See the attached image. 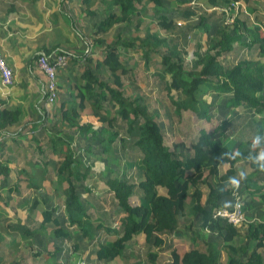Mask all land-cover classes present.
<instances>
[{"label":"trees","instance_id":"trees-1","mask_svg":"<svg viewBox=\"0 0 264 264\" xmlns=\"http://www.w3.org/2000/svg\"><path fill=\"white\" fill-rule=\"evenodd\" d=\"M151 1L155 8L154 19L146 23L143 19L148 9L145 3ZM208 1L213 5L217 2ZM226 1L241 2L249 11L243 10L234 16L231 24L218 27L209 45L202 51L194 50L191 55L187 46L192 28L175 32L180 28L167 15L169 9L163 0H110L108 6L112 8L92 33L93 43L103 44V55L94 58L86 51L73 56L83 62L78 75L72 78L70 98L59 105L51 125L56 130H50L47 143L57 154L50 160L55 164L57 185L65 197L69 224L92 238L99 227L115 236L110 242L98 240L93 264H106L121 255L127 258L135 255L139 259L135 264H264V215L233 224L215 213L232 202L233 185L229 178L236 174L237 160H247L251 171L261 177L264 175V170L254 162L259 151L251 147L252 142L233 149L221 141L216 132L221 131L223 122L214 124L208 112L210 104L205 95L208 88H214L218 94L230 92L228 105L247 104L260 113L264 121V0ZM179 13L187 17L195 15L190 8ZM118 23L132 25L128 38H122L121 33L113 35ZM154 25L171 34L160 36ZM134 51L142 55L137 62L143 60L145 65L153 67L154 74L164 79L168 106L172 104L177 115L181 109L190 107L198 117L204 118V126L191 143L190 152L184 150L182 142L178 150L166 143L159 112L149 108L137 84L133 65L125 58L127 52ZM127 74L135 76L134 80L126 82L123 77ZM87 106L98 126L92 121L79 122L80 112ZM19 118L18 109H0V130ZM75 133L101 142V151L107 157L112 153V161L104 158L106 188L101 199L102 205H110L112 214L118 216L116 223L109 224L100 216L96 221V211L100 210L91 201V197H95L93 188L76 186L87 177L90 165L82 167V156L73 149ZM258 135L264 147L261 123H258ZM126 139L131 140L139 156L133 154L125 162V170L116 172L119 160L115 151L120 147L115 143L123 148ZM6 168L8 166L3 165L4 172ZM250 182L251 174L241 180L240 184L244 185H240L241 189ZM190 189L194 216L213 238L202 239L199 245L179 254L170 243L164 244L163 235L173 232L180 224ZM246 204L244 197V212ZM46 221L53 222V236L71 235L50 210L44 211L43 222ZM139 234L143 242L138 253L126 243L133 244ZM241 237L245 240L243 244L238 243ZM250 243L253 246L250 247ZM167 250L168 256L164 253Z\"/></svg>","mask_w":264,"mask_h":264},{"label":"crops","instance_id":"crops-1","mask_svg":"<svg viewBox=\"0 0 264 264\" xmlns=\"http://www.w3.org/2000/svg\"><path fill=\"white\" fill-rule=\"evenodd\" d=\"M108 1L110 0H0V52L13 70L12 82L9 85H3L0 76V109H18L20 112L18 121L0 130V264H75L79 258L93 264L96 261L95 250L98 240L110 242L115 237L114 234L105 232L103 227H99L92 238L83 235L69 224L66 219L65 197L61 187L58 188L57 185L55 164L50 160L55 159L57 154L47 143L50 130H56V127L53 128L51 125L59 112V105L63 100L70 98V88H73L74 83L72 78L78 75L83 62L75 60L73 56L88 51L92 57L98 58L104 53L103 44L98 46L93 43L92 33L107 11L112 8L108 6ZM187 2L188 0H163L164 6L168 9L173 7L169 5L170 3L183 7L182 5ZM145 4L148 9L143 14V19L148 23L154 19L155 8L153 1ZM119 24L122 23L115 26ZM40 52L49 55L66 52L71 55L68 66L58 70V98L51 104L45 100L47 76L36 61ZM125 58L128 60L127 63L133 65L134 75L137 73L142 75L146 70L152 76L161 77L154 74L153 67L145 65L143 60L137 62L142 58L141 53L127 52ZM159 81L164 90V79L161 78ZM148 85L149 89L146 92H142L141 88V94L146 97L145 99L149 97L148 92L154 88ZM164 95L167 99L164 107L168 108L170 101L166 93ZM229 95V91L218 94L214 88H208L205 95L206 101L210 104L208 112L212 113L214 124L221 121L232 126L233 130L229 134L219 136L221 141L233 149L246 147L258 135V123L264 126V121L261 119L262 115L247 104L228 105ZM216 112L219 116L215 114ZM198 119L202 120L203 127L204 118ZM78 120L80 123L92 121L94 126H98V121L89 106L80 112ZM162 128L166 139L183 135L179 142L185 145L184 150L187 152L191 151V143L200 129L198 128L191 137L189 135L191 128L180 130L171 124L162 125ZM79 136L84 138L82 134ZM77 137L78 134L75 133L73 148L79 147L75 142ZM255 147L259 153L264 150L261 139ZM103 154L99 155L102 160ZM47 159L50 161L46 163ZM3 165L8 166L5 172ZM95 168L98 172L105 170L102 161L96 164ZM235 168L234 177L240 180V183L242 180L240 173H243L244 177L251 174L252 182L242 188L243 197L245 201L247 200L245 218L259 219L264 215V175L261 177L259 173L251 171L248 161L243 159L235 162ZM63 184L66 185V182ZM89 186L95 192L93 194L95 197L92 196L91 201L100 210L96 211L95 220L98 221L100 216L104 221L105 218H109V221H106L109 224L116 223L118 216L112 214L111 206L102 205L105 180L101 178L89 183ZM188 193L184 209L186 217L191 218V226L187 225L183 229L184 217L180 219V226L178 225L176 230L163 235L164 244L167 246L174 243L172 247L176 250L181 247L182 241H188L191 247L199 245L202 239L206 240L202 232L211 235L210 231L199 225L198 218L194 216L191 189ZM89 208L92 209L91 206ZM46 210H50L61 225L70 230L71 235L53 236L51 233L53 222H43ZM194 219L196 220L193 221ZM193 230L201 233L200 236L193 233ZM190 231L192 235L189 234ZM238 240L241 244L245 242L244 237ZM142 242L143 236L139 234L134 238L133 244L126 245L135 248L139 253ZM74 244H77V247ZM164 253L168 256L169 252L167 250ZM223 255L224 259L227 258L225 253ZM138 260L135 255L129 258L121 255L105 263L135 264Z\"/></svg>","mask_w":264,"mask_h":264},{"label":"rangeland","instance_id":"rangeland-1","mask_svg":"<svg viewBox=\"0 0 264 264\" xmlns=\"http://www.w3.org/2000/svg\"><path fill=\"white\" fill-rule=\"evenodd\" d=\"M232 4L231 2H227L226 0H217L215 5L211 4L208 0H188L187 3L182 5L183 7H180L179 5L175 3L169 4V5H173V7L169 9V11L167 12V15L170 18H173L177 24V28H180V29L176 28L177 30L175 32L182 30V29H186V28H192V33L190 34L189 43L187 46L188 48L187 50L189 54L193 55L194 50H197V49L199 51H202L204 48H206L209 45V41L213 36H215V31L218 27L225 26L226 24H231L233 21V17L238 16L241 12H243V10L249 11L248 8L241 2H238V4L234 3L235 4L234 6ZM181 8L182 9L184 8L193 9L195 11V15H192L189 17L184 16L179 13V11L182 10ZM154 29L162 37H166L167 34L168 35L171 34V33H168L167 30H163L159 28H154ZM132 30H133V27L131 25L119 24L116 26L114 30V34L113 32L112 34L118 35L119 33H121L122 38L125 39L131 35ZM166 76L168 77V74ZM134 77L135 76H131L127 74L123 78L126 82H128L131 79L134 80ZM136 77L138 79L137 84L140 85V88H143L142 92L148 91L149 89L148 84H150V87L151 86L154 87L152 91L148 92L149 97L145 100L146 102L148 101L147 104L152 111L155 110L159 112L158 120H159L160 125L164 126L167 124H171L175 126L177 129L179 128L180 130H186L187 128H191L189 135L193 137L195 135L194 133L198 131V128H200L203 125L202 120L198 119L199 117H197L196 111L190 107L185 108V109L183 108L179 111L180 116L177 115L176 110L174 109V106L172 104L168 108L166 106L164 107V104L167 99H165L166 98L164 95L165 91L162 89L160 81H159L161 80V77L159 78V76H152L150 73L148 74L146 70L142 73V75L140 73H137ZM212 96L213 95H211V97ZM211 103H213V100H211ZM209 108L210 106L208 107V110L210 111ZM168 109L170 111H168ZM209 114L212 116V113L209 112ZM215 114L219 116L217 112ZM219 122L221 123V121ZM220 123H217V124H220ZM231 130H233L232 126L228 124L227 122H225L222 124L221 132H216V134H220V135L223 134V136H225L226 133L229 134ZM180 132H183V131H180ZM80 137L81 136L78 135L75 141L79 147L74 146L73 149L74 151L78 150V153L82 156V160L84 163L82 167L83 166L88 167V165H90L89 167L90 169H89V173L87 177L77 182L76 186L80 187L82 185H85L88 187L89 183L96 182L100 180L101 178L104 179V176L106 174L105 172L106 163L104 161V158L106 161L107 160L112 161V153H108L109 154L108 156L109 158H108L106 154L105 153L103 154V152L101 151L102 149L101 142L95 139H91L90 137H84V138L83 137L80 138ZM182 137L178 135L177 137L168 138L166 139V143L169 144L171 148L173 147V149L178 150V148L180 147L179 141L182 139ZM82 138H83V141H82ZM184 138L186 137L184 136ZM130 141L126 139V141L124 142L123 148L121 147L122 145L120 143H117V142L115 143L117 146L120 147L119 151H115L117 160H119V162L116 164V169H115L116 172L117 171L122 172L123 170H125L126 168L125 162H127L132 157L133 154L139 156L138 150H136V148L133 147ZM102 154H103V160H102V157L99 156ZM101 161L105 167V170L98 172L95 166ZM110 164L112 165V162ZM129 171L130 170H128V172ZM185 213L183 216V218L185 217V220L183 221L185 223L182 225L183 229H185L187 225L189 227L192 224L190 223L191 218L186 217L187 213L186 214ZM105 220L109 221V218H105ZM195 220L196 219H194L193 221ZM194 231L195 230H193V233H197L200 236L201 233H198V231L197 232L196 231L194 232ZM193 233L192 231H190L189 234L192 235ZM202 234L205 235L206 240H210L213 238L212 235H209L206 232H202ZM173 244L174 243L170 244V246H173ZM189 247L191 246L188 241L187 242L182 241V245L180 248H177L178 249L177 252L179 254H182L184 250L188 249ZM70 248H71V245H70ZM79 259H84V258H79Z\"/></svg>","mask_w":264,"mask_h":264},{"label":"built area","instance_id":"built-area-1","mask_svg":"<svg viewBox=\"0 0 264 264\" xmlns=\"http://www.w3.org/2000/svg\"><path fill=\"white\" fill-rule=\"evenodd\" d=\"M233 3V4H232ZM238 2H231L234 6ZM234 18V17H233ZM70 54L60 52L54 55H49L45 52H40L37 56V64L44 71L47 76L45 83V100L47 103H53L58 97V70L65 68L69 64ZM0 76L3 85H9L12 82L13 70L6 59L0 52ZM232 202L230 206H223L218 208L215 213L224 217L228 222L233 224H240L245 220V212L243 208V194L241 187L233 186ZM75 264H91L88 260L78 259Z\"/></svg>","mask_w":264,"mask_h":264},{"label":"clouds","instance_id":"clouds-1","mask_svg":"<svg viewBox=\"0 0 264 264\" xmlns=\"http://www.w3.org/2000/svg\"><path fill=\"white\" fill-rule=\"evenodd\" d=\"M260 142V136L257 135L254 137L253 142H252V148H254L257 144H259ZM236 155H239V153H236ZM250 159H252V157L250 156ZM255 163L259 164L260 168L262 170H264V150H262L259 155L255 158L254 160ZM241 179L244 178V174L240 173ZM229 182L235 186V187H239L240 185V180L236 179L235 177H231L229 178Z\"/></svg>","mask_w":264,"mask_h":264}]
</instances>
